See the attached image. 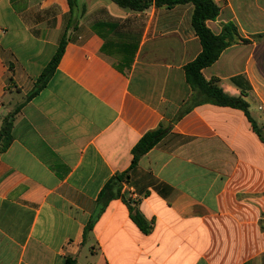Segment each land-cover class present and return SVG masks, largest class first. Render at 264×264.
Instances as JSON below:
<instances>
[{
    "label": "crops",
    "instance_id": "obj_1",
    "mask_svg": "<svg viewBox=\"0 0 264 264\" xmlns=\"http://www.w3.org/2000/svg\"><path fill=\"white\" fill-rule=\"evenodd\" d=\"M214 1L208 28L238 38L202 75L252 121L188 82L202 52L191 3L0 0V131L10 121L14 138L0 153V264H264V0Z\"/></svg>",
    "mask_w": 264,
    "mask_h": 264
},
{
    "label": "trees",
    "instance_id": "obj_2",
    "mask_svg": "<svg viewBox=\"0 0 264 264\" xmlns=\"http://www.w3.org/2000/svg\"><path fill=\"white\" fill-rule=\"evenodd\" d=\"M71 7H74L76 0H68ZM121 7L129 8L135 11H146L151 6L173 8L177 5L191 3L194 6L192 15V27L194 32L198 36L201 45L202 52L199 56L186 65L185 72L188 82L192 87L204 97V102H210L220 106H228L243 110L250 118L249 104L243 97L230 96L224 92L219 86L217 80L206 81L202 75V70L211 66L217 61L222 51L230 46L238 38V32L234 25L227 24L223 27V31L220 35L214 34L207 26V22L217 19L220 14L219 7L214 0H112ZM66 39L63 38L56 55L52 62L44 70L40 78L38 79L37 86L35 87L29 98L33 97L39 91H41L47 84L48 80L52 76L56 69V66L63 54ZM252 121V120H251ZM254 124V122H253ZM257 129L256 125L254 126ZM163 129H157L155 131L148 132L133 148V160L132 166L136 165L141 156L146 154L151 148H153L164 135ZM14 138L12 135V122L6 121L0 131V153L6 151L12 144ZM127 174H119L107 184L105 191L108 190L114 181H122L126 178ZM116 196L111 195V198ZM110 198V199H111ZM130 217L133 222L140 228V230L148 234L150 227L145 222L141 214L129 205ZM92 223L89 225L91 228ZM66 264H76V261L69 257L66 259Z\"/></svg>",
    "mask_w": 264,
    "mask_h": 264
}]
</instances>
